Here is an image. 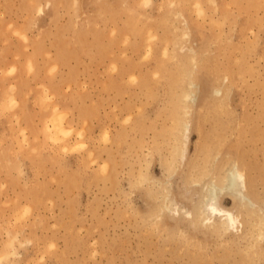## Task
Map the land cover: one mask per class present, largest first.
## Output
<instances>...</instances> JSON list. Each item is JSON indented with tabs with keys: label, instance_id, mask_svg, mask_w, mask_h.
<instances>
[{
	"label": "rangeland",
	"instance_id": "obj_1",
	"mask_svg": "<svg viewBox=\"0 0 264 264\" xmlns=\"http://www.w3.org/2000/svg\"><path fill=\"white\" fill-rule=\"evenodd\" d=\"M145 1L0 0V264H264V239L254 255L244 234L154 213L159 183L188 204L213 156L264 198V0ZM177 111L191 126L173 161Z\"/></svg>",
	"mask_w": 264,
	"mask_h": 264
},
{
	"label": "bare ground",
	"instance_id": "obj_2",
	"mask_svg": "<svg viewBox=\"0 0 264 264\" xmlns=\"http://www.w3.org/2000/svg\"><path fill=\"white\" fill-rule=\"evenodd\" d=\"M77 1V0H76ZM3 2V1H2ZM147 2V0L145 1ZM238 2V1H237ZM252 2V1H251ZM105 3V2H104ZM151 3V2H150ZM148 3V4H150ZM212 3V2H211ZM248 3V2H247ZM106 4V3H105ZM153 4V3H152ZM165 4V3H164ZM200 5V3H198ZM238 4V3H237ZM96 5V4H95ZM111 5V4H110ZM127 5V4H126ZM173 5V4H172ZM189 5V4H188ZM203 5V4H202ZM242 5V4H241ZM244 5V4H243ZM38 6V5H36ZM108 6V5H107ZM130 6V4L128 5ZM163 6V5H162ZM198 6V5H197ZM201 6V5H200ZM233 7V6H232ZM5 8V7H4ZM142 8V7H140ZM139 8V9H140ZM163 8V7H162ZM198 8V7H196ZM200 8V7H199ZM201 9V8H200ZM199 9V10H200ZM248 9V8H247ZM138 10V9H137ZM19 11V10H18ZM135 12V10H134ZM203 12L200 11V13ZM130 13V12H129ZM133 13V12H132ZM203 14V13H201ZM106 15V14H105ZM117 15V14H116ZM123 15V14H122ZM18 16V15H17ZM16 16V17H17ZM86 18V17H85ZM220 18V17H219ZM70 19V18H69ZM77 19V18H76ZM105 19V18H104ZM101 20V19H100ZM118 20V19H117ZM141 20V19H140ZM103 21V19H102ZM82 22V21H81ZM227 22V21H226ZM104 23V22H103ZM178 23V22H177ZM147 24V23H146ZM145 24V25H146ZM27 25V24H26ZM109 25V24H108ZM116 25H118L116 23ZM215 25V24H214ZM1 26V25H0ZM39 26V25H38ZM102 26V25H101ZM139 26V24H138ZM157 26V25H156ZM213 26V25H212ZM216 26V25H215ZM27 27V26H26ZM77 27V26H76ZM116 27V26H114ZM214 27V26H213ZM23 28V27H22ZM142 28H144L142 26ZM264 28V27H263ZM26 29V28H25ZM31 29V28H30ZM75 29V28H74ZM116 29V28H114ZM77 30V29H76ZM104 30V29H102ZM120 30V29H119ZM121 31V30H120ZM119 31V32H120ZM143 31V30H142ZM145 31V30H144ZM73 32V31H72ZM117 31V33H119ZM254 32V31H253ZM17 33V32H16ZM27 33V32H26ZM54 33V32H53ZM75 33V32H74ZM73 33V34H74ZM105 33V32H104ZM108 33V31H107ZM152 34H150L151 36L153 35V30L151 32ZM55 34V33H54ZM72 34V33H70ZM106 34V33H105ZM103 34V35H105ZM114 34V33H113ZM121 34V33H119ZM118 34V35H119ZM141 34V32H140ZM226 34V33H225ZM23 35V34H22ZM28 35V34H27ZM60 35V34H59ZM117 35V34H116ZM117 35V36H118ZM174 35V34H173ZM25 36V35H24ZM144 36V35H143ZM157 36V35H156ZM154 36V38L156 37ZM188 36V35H187ZM224 36V35H223ZM23 37V36H22ZM140 37L142 38V36L140 35ZM164 37V36H163ZM186 37V36H185ZM29 38V37H27ZM129 38V37H128ZM131 38V37H130ZM140 38V39H141ZM153 38V37H152ZM158 38V37H157ZM189 38V37H188ZM117 39V38H116ZM220 39V37H219ZM7 40V39H6ZM31 40V38H30ZM113 40V39H112ZM182 40V39H181ZM16 41V40H15ZM28 41V40H27ZM90 41V40H89ZM151 41V39H150ZM174 41V40H173ZM62 41H59V43H61ZM94 42V41H93ZM128 42V40H127ZM152 42V41H151ZM150 42V43H151ZM154 42V41H153ZM224 42V41H223ZM26 43V42H25ZM114 43H116L114 41ZM171 43V41H170ZM89 44V43H88ZM127 44V43H126ZM125 44V46H126ZM138 44V42H137ZM257 44V43H256ZM21 45V44H19ZM134 45V44H133ZM139 45V44H138ZM183 45V44H182ZM181 45V46H182ZM18 46V45H17ZM41 46V45H40ZM58 46V45H57ZM80 46V45H79ZM87 46V45H86ZM152 47H154V45H151ZM20 47V46H19ZM55 47V45H54ZM59 47V46H58ZM84 47V46H83ZM219 47V46H218ZM21 48V47H20ZM31 48V47H30ZM44 48V47H43ZM61 48V46H60ZM59 48V49H60ZM81 48V46H80ZM114 48V47H113ZM220 48V47H219ZM41 49V47H40ZM89 49V47H88ZM107 49V48H106ZM105 49V50H106ZM133 49V48H132ZM151 49V48H150ZM157 48L155 47V50ZM178 49V47H177ZM256 49V48H255ZM23 50V49H22ZM81 50V49H80ZM154 50V51H155ZM183 50V49H182ZM191 51H193V49H190ZM150 51V50H149ZM166 51L169 53V50L166 49ZM165 51V56L167 55V52ZM42 52V51H41ZM81 52V51H80ZM107 52V51H106ZM134 52V51H133ZM151 52V51H150ZM149 52V53H150ZM156 52V51H155ZM15 53V52H14ZM38 53V52H36ZM35 53V54H36ZM40 53V51H39ZM79 53V52H78ZM84 53V52H83ZM87 53V52H86ZM136 53V51H135ZM138 53V52H137ZM195 53V52H194ZM90 54V53H89ZM93 54V53H92ZM157 54V52H156ZM56 55V53H55ZM58 55V54H57ZM152 55V54H151ZM149 55V57L151 56ZM19 56V55H18ZM76 56V55H75ZM78 56V55H77ZM178 56V55H177ZM176 56V57H177ZM196 56V55H195ZM55 57V56H54ZM53 57V59H54ZM153 57V55H152ZM167 57V56H166ZM205 57V56H204ZM48 58H52V57H48ZM117 58V56H116ZM164 58V57H163ZM169 58V57H168ZM167 58V59H168ZM199 58V57H198ZM1 59V57H0ZM114 59V58H113ZM149 59V58H148ZM147 59V60H148ZM177 59V58H176ZM191 60V59H188ZM195 59H193V63L196 61H194ZM53 61V60H50ZM60 61V60H59ZM115 61V60H114ZM144 61V60H143ZM49 62V61H47ZM59 63V62H58ZM198 63V62H197ZM200 63V62H199ZM1 64V63H0ZM133 64V63H132ZM205 64V63H204ZM33 64H31L30 66H32ZM77 65V64H76ZM167 65V64H166ZM89 68V67H88ZM185 68V67H184ZM196 68V67H195ZM19 69V68H18ZM183 69V68H182ZM13 70V69H12ZM15 70V69H14ZM13 70V72H14ZM141 70V69H140ZM11 71V70H10ZM255 71V70H254ZM51 72V71H50ZM192 72V71H191ZM3 73V72H2ZM12 73V72H11ZM10 73V74H11ZM109 73V72H108ZM111 73V72H110ZM197 73V72H196ZM5 74V73H4ZM7 74V73H6ZM20 74V73H19ZM160 74V73H159ZM181 74V72H180ZM188 74V72L186 73ZM15 75V74H14ZM193 75V74H192ZM9 76V75H8ZM228 76V75H227ZM188 77V76H187ZM18 78V77H17ZM136 78V77H135ZM147 78V77H146ZM186 78V77H185ZM244 78V77H243ZM194 79V78H193ZM230 79V78H229ZM13 80V79H12ZM140 80V79H139ZM159 80V79H158ZM33 81V80H32ZM78 81V80H77ZM132 81V80H131ZM135 81L137 82V79H135ZM170 81V80H169ZM174 81V80H171ZM185 81V80H184ZM194 81V80H191ZM189 82V84L193 87L194 84L193 82ZM117 82V81H116ZM164 82V81H163ZM107 83V82H106ZM114 83V82H113ZM175 83V82H174ZM181 83V82H180ZM179 83V84H180ZM184 83V82H183ZM187 83V82H186ZM4 84V83H3ZM118 84V83H117ZM127 84V83H126ZM134 84V82H133ZM176 84V83H175ZM33 85V84H32ZM54 85V84H53ZM110 85V83H109ZM116 85V84H115ZM128 85V84H127ZM140 85V84H139ZM161 85V84H160ZM107 86V85H106ZM105 86V87H106ZM117 86V85H116ZM179 86V85H177ZM183 86V85H182ZM190 86V87H191ZM3 87V86H2ZM45 87V86H44ZM108 87V86H107ZM106 87V88H107ZM157 87V86H156ZM184 87V86H183ZM198 87V86H197ZM51 88V87H50ZM15 89V88H14ZM54 90V88H52ZM119 89V88H118ZM182 89V88H181ZM180 89V90H181ZM16 90V89H15ZM177 90V89H176ZM13 91V90H12ZM18 91V90H17ZM51 91V90H50ZM220 88L219 87H214L213 88V95L216 97L219 95L220 92ZM47 92V91H46ZM107 92V91H106ZM35 93V92H34ZM33 93V94H34ZM173 93V92H172ZM179 93V92H178ZM71 94V93H70ZM58 95V94H57ZM178 95V94H176ZM175 95V97H176ZM194 96L196 97V95L194 94V90L187 89L185 90L181 97L180 100L183 101V105L181 106L182 110L184 113L183 114H187L188 112L190 113V111H188L190 106H191V101L194 98ZM13 98V97H12ZM27 98V97H26ZM46 98V97H45ZM51 98V97H50ZM57 98V97H56ZM178 99V98H177ZM61 100V99H60ZM227 100V99H226ZM88 101V100H87ZM106 101V100H105ZM224 101V100H223ZM27 102V101H26ZM181 103V102H180ZM5 104H6V100H5ZM75 104V103H74ZM95 104V103H94ZM45 105V104H44ZM51 105V103H50ZM63 105V104H61ZM222 105V104H221ZM28 106V105H27ZM151 106V105H150ZM173 106V105H172ZM13 107V106H12ZM63 107V106H62ZM146 107V106H145ZM27 108V107H26ZM60 108V106H59ZM57 109V108H56ZM73 109V108H72ZM84 109V108H82ZM177 109V108H176ZM217 109V108H216ZM222 109V108H221ZM178 110V109H177ZM180 110V107H179ZM224 110V109H223ZM58 111V110H57ZM221 111V110H220ZM219 111V112H220ZM179 111H177L178 113ZM204 112V111H203ZM25 114V113H24ZM62 114V113H61ZM67 114V113H66ZM64 114V115H66ZM77 114V113H76ZM37 115V114H36ZM83 115V114H82ZM178 115V116H177ZM176 115V127H175V132L179 131L180 133L177 134L174 137V144L172 147V157H173V161L177 160V159H182L185 157V155L187 154V144L189 141V131H190V120L188 119L187 121L185 120L184 122H182L183 118H181V113ZM189 115V114H188ZM137 116V115H136ZM77 117V116H76ZM82 117V116H81ZM101 117V116H100ZM171 117V116H170ZM186 117V116H185ZM5 118V117H4ZM63 118V116H62ZM60 118H56V116H54V119L56 121L54 122H58V120L62 119ZM58 119V120H57ZM82 119V118H81ZM129 119V118H128ZM131 121V119H130ZM61 122V121H60ZM64 122V121H63ZM119 122V121H118ZM127 122V121H126ZM51 123V122H50ZM68 123V122H66ZM131 123V122H130ZM154 123V122H152ZM54 124V123H52ZM157 124V123H155ZM55 128H64L65 125L64 123L60 125L59 124H55ZM13 126V125H12ZM54 126V125H53ZM68 126V125H67ZM36 128V127H35ZM70 128V127H68ZM47 129V128H46ZM45 129V130H46ZM133 129V128H132ZM55 130V129H54ZM68 130V129H67ZM66 130V132H67ZM154 130V128H153ZM39 131V129L37 130ZM56 131V130H55ZM59 131V129H58ZM63 131V130H62ZM75 131V129H74ZM85 131V130H84ZM108 131V130H107ZM167 131V130H166ZM41 132V131H40ZM47 131H45L46 133ZM70 132V131H69ZM73 132V131H72ZM76 132V131H75ZM88 132V131H87ZM50 133V132H49ZM59 134V132H57ZM168 133V132H167ZM70 134V133H68ZM47 135V134H46ZM256 135V134H255ZM33 136V135H32ZM43 136V135H42ZM41 136V137H42ZM107 136V135H106ZM47 137V136H46ZM79 138V137H78ZM108 138V137H105ZM168 139V138H167ZM30 140V139H29ZM44 140V139H43ZM25 141V140H24ZM85 141V140H84ZM229 141V140H228ZM32 143V142H31ZM91 143V142H90ZM28 144V143H27ZM86 144V143H84ZM32 146V145H31ZM79 146V145H78ZM170 146V145H169ZM44 147V146H43ZM83 147V146H81ZM80 147V148H81ZM85 147V146H84ZM41 148V147H40ZM220 148H222L220 146ZM22 149V148H21ZM20 149V150H21ZM76 149V148H75ZM74 149V150H75ZM238 149V148H237ZM47 150V149H46ZM131 150V149H130ZM9 151V150H7ZM27 151V150H25ZM29 151V150H28ZM11 152V151H9ZM50 152V151H49ZM59 152V151H58ZM155 152V150H154ZM4 153V151H3ZM26 153V152H25ZM31 153V152H30ZM35 153V152H34ZM67 153V152H66ZM211 153V152H210ZM8 155V154H7ZM28 155V154H27ZM66 155V154H65ZM200 155V154H199ZM210 155V154H209ZM24 156V155H23ZM53 156V155H52ZM51 156V157H52ZM62 156V155H61ZM6 157V156H5ZM11 157V156H10ZM21 157V156H20ZM19 157V158H20ZM31 157V156H30ZM41 157V156H40ZM43 157V156H42ZM224 157V156H223ZM152 158V157H151ZM10 159V158H9ZM41 159V158H40ZM211 164H207V165H194L191 167L190 169V173L188 176V181L185 183V187H186V191L188 192V194H182V196L186 199L188 204H185L183 201H180L179 199H177L175 196H173L170 192H169V188H168V182L169 180H165L162 181L160 184L161 189L159 192H156V196L155 199H157L158 201V205L156 208V211H154L155 216L157 218H163L165 215H171L174 219L180 221H186L185 223L189 225H195V227L198 228V226L200 227V225H204L207 228H210L215 232L219 233L221 236V233H234L236 235V233H241V235H245L243 237H248L246 238L247 240H249V238L251 239V243L249 244L251 252L249 251V253H258V245L260 243V241L262 239H264V198L262 197L261 199H257L258 197H256L255 193L252 192V186L254 185V181L253 179L248 180L246 173L243 169H241L239 167V165L237 164V162L235 160H230V161H217V157L213 156V158L211 159ZM28 161V160H27ZM41 161V160H40ZM55 161V160H54ZM87 161V160H85ZM110 161V160H109ZM61 163V162H60ZM175 163V162H174ZM179 163V162H178ZM9 164V163H8ZM108 164V163H107ZM150 164V163H149ZM170 164V163H169ZM40 165V164H38ZM106 166V165H105ZM109 166V165H108ZM66 168V167H65ZM83 168V166H82ZM63 169V168H62ZM106 169V168H104ZM111 169V168H110ZM175 170V169H174ZM9 171V170H8ZM66 171V170H65ZM105 172H108L107 169L104 170ZM134 171V170H133ZM80 172V171H79ZM174 173V172H173ZM65 174V173H63ZM110 175V174H109ZM132 175V174H131ZM172 173H170L168 175V179H170ZM149 176V175H148ZM142 179L144 176H141ZM148 178V177H147ZM62 179V178H61ZM146 179V178H145ZM77 180V179H76ZM139 180V179H138ZM149 180V179H148ZM136 181H137V177H136ZM26 182V181H25ZM67 182V181H65ZM171 182V181H170ZM141 183V182H140ZM148 183V181H147ZM150 183V182H149ZM154 183V182H153ZM45 185V184H44ZM80 185V184H79ZM138 186V185H137ZM3 187V186H2ZM47 188V187H46ZM159 188V187H157ZM40 189V188H39ZM2 190V189H1ZM148 190V189H147ZM44 191V189H43ZM42 191V192H43ZM45 192V191H44ZM154 192V193H155ZM46 193V192H45ZM153 193V192H152ZM151 193V194H152ZM153 195V194H152ZM154 196V195H153ZM225 197H229L231 198V200L234 203L233 207H227L224 206L222 204V199ZM30 199V198H29ZM156 202V203H157ZM31 206V205H30ZM132 208V207H131ZM1 209V208H0ZM24 212V211H23ZM132 214V213H131ZM24 215V213L22 214ZM28 215V214H27ZM130 215V214H129ZM67 216V215H66ZM134 216V214H133ZM153 216V215H152ZM19 218V217H18ZM136 218V217H135ZM155 218V217H154ZM138 219V218H137ZM156 219V218H155ZM150 220V219H149ZM149 220H146L147 222ZM159 220V219H158ZM144 221V220H143ZM153 221V220H152ZM156 221V220H155ZM145 222V223H147ZM150 222V221H149ZM155 223V222H154ZM183 224H185L184 222H182ZM139 224V223H138ZM149 224V223H148ZM2 225V224H1ZM73 225V224H72ZM145 225V224H144ZM156 225V224H154ZM162 225V224H161ZM187 226V225H186ZM191 226V225H190ZM201 226V227H202ZM247 227L245 229V231L243 230L244 227ZM162 227V226H161ZM200 227V228H201ZM203 229V228H202ZM17 230V229H16ZM159 230V229H158ZM168 230V229H167ZM211 230V231H212ZM66 231V230H65ZM157 231V230H156ZM183 231V230H181ZM75 233V232H74ZM149 233V232H148ZM151 233V231H150ZM166 233V232H164ZM184 233V232H183ZM145 234V233H144ZM159 234V232H158ZM20 235V234H19ZM148 235V234H147ZM155 235V234H154ZM193 235V234H192ZM218 235V234H217ZM231 235V234H230ZM13 236V235H12ZM11 236V237H12ZM67 236V235H66ZM169 236V235H168ZM223 236V235H222ZM238 236V235H237ZM144 237V235H143ZM196 237V236H195ZM148 238V237H147ZM185 238V237H184ZM38 239V238H37ZM35 240V238H34ZM183 240V239H182ZM5 241V239H4ZM33 241V240H32ZM73 242V241H72ZM263 242V241H262ZM261 242V243H262ZM249 243V241H248ZM260 243V244H261ZM264 243V242H263ZM183 244V243H182ZM10 245V244H9ZM8 245V246H9ZM54 245V244H53ZM227 245V243H226ZM230 245V244H229ZM1 246V244H0ZM81 246V245H80ZM53 247V246H52ZM228 247V246H227ZM256 247V248H255ZM261 247V246H260ZM263 247V246H262ZM262 247L260 248V250L262 249ZM193 248V247H192ZM197 248V247H196ZM224 248V247H223ZM249 248V247H248ZM186 249V248H185ZM189 249V248H188ZM226 249V248H225ZM8 250V249H7ZM11 250V249H10ZM53 251V249H51ZM183 250V249H182ZM197 250V249H196ZM234 250V249H233ZM65 251V250H64ZM191 251V250H190ZM205 251V250H204ZM3 252V251H2ZM58 252V251H57ZM248 252V251H247ZM202 253V252H200ZM256 254V255H257ZM10 255V254H9ZM228 255V254H227ZM255 255V254H254ZM7 257V255H6ZM200 257V256H199ZM222 257V255H221ZM250 257V256H249ZM257 257V256H256ZM255 257V258H256ZM5 258V257H4ZM61 258V257H60ZM80 258V257H79ZM229 258V257H228ZM263 258V257H262ZM203 259V257H202ZM257 259V258H256ZM2 260V259H1ZM78 260V259H77ZM259 260V259H258ZM76 261V260H75ZM134 261V259H133ZM200 261V260H199ZM205 261V260H204ZM6 262V261H5ZM9 262V261H8ZM189 262V261H188ZM13 264V263H12ZM229 264V263H228Z\"/></svg>",
	"mask_w": 264,
	"mask_h": 264
}]
</instances>
